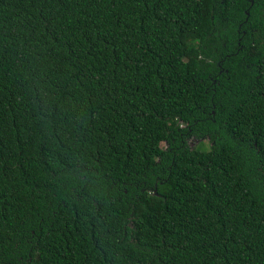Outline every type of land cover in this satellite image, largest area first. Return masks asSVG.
I'll use <instances>...</instances> for the list:
<instances>
[{"label": "trees", "instance_id": "trees-1", "mask_svg": "<svg viewBox=\"0 0 264 264\" xmlns=\"http://www.w3.org/2000/svg\"><path fill=\"white\" fill-rule=\"evenodd\" d=\"M0 264H264V0H0Z\"/></svg>", "mask_w": 264, "mask_h": 264}, {"label": "rangeland", "instance_id": "rangeland-1", "mask_svg": "<svg viewBox=\"0 0 264 264\" xmlns=\"http://www.w3.org/2000/svg\"><path fill=\"white\" fill-rule=\"evenodd\" d=\"M200 141H201L202 147H206V146H207V142H206V140H200ZM198 143H199V140L194 139V138H190V139L188 140V145H189L190 147H194V146H196ZM163 145H164V143H163V141H161V146H163Z\"/></svg>", "mask_w": 264, "mask_h": 264}]
</instances>
